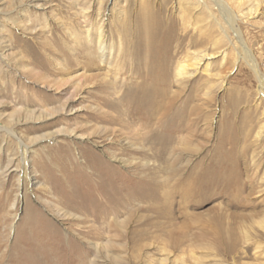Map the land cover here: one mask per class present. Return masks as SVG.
<instances>
[{
    "label": "rangeland",
    "instance_id": "rangeland-1",
    "mask_svg": "<svg viewBox=\"0 0 264 264\" xmlns=\"http://www.w3.org/2000/svg\"><path fill=\"white\" fill-rule=\"evenodd\" d=\"M143 1L0 0L2 249L20 230L41 241L54 230L43 246L63 264H264V96L249 65L252 58L264 77V0H221L228 20L216 0H205L208 8L196 0H149L162 21L176 22L177 34L199 32L205 40L173 58L166 82L180 115L167 127L173 143L158 162L137 154V123L129 131L113 121L140 81L127 67ZM98 39L109 64L98 59ZM153 45L166 55L163 36ZM177 62L187 66L184 78L176 79ZM86 151L115 167L125 190L147 186L155 166L169 214L147 201L105 220L94 215L108 207L84 213L89 202L77 198L89 186L67 162H82ZM230 231L240 256L220 250Z\"/></svg>",
    "mask_w": 264,
    "mask_h": 264
},
{
    "label": "bare ground",
    "instance_id": "bare-ground-1",
    "mask_svg": "<svg viewBox=\"0 0 264 264\" xmlns=\"http://www.w3.org/2000/svg\"><path fill=\"white\" fill-rule=\"evenodd\" d=\"M196 1L199 5L208 8L205 0ZM216 1L219 2L220 10L228 20L229 16L226 14L224 10L225 8L222 7V1ZM142 5L143 6L139 9L138 16L136 17L137 19L135 20L136 23L133 28V52H130L131 57H128L129 67H127L129 68V71L135 73L136 77L139 78L140 81L136 85V89H130V96H128L127 99L125 97L126 100H123V103L121 104L123 107V114L116 115L117 117L114 118L113 121L121 127L120 129L127 128L129 131H131L130 129L134 126V124L137 123L139 127L133 131V136H135V139L137 140V143H135L137 148H140V150L143 148L141 151H137V154L139 153L141 158L147 159L148 157H151L156 159L158 162L165 161L164 159L167 149L170 147V144L173 143L172 136H165L168 130L167 127L175 120L177 115H180L179 111H176V109L173 108L174 99L168 95L166 82V78H168L171 73H173V58H175L176 55L186 51V47H194L195 49L200 47L203 45L205 40L200 37L201 35L199 32L197 34L194 33L193 35H190L188 32L177 34V24L173 21V19L162 21L159 17L161 10L153 9L149 0H144ZM209 13L211 12L209 11ZM228 22L232 24L231 21ZM183 29L184 28H182V30ZM159 34L163 36L166 42V50L164 49V53L166 54L165 56H160L156 52L155 48H153V42ZM85 38L87 39L86 46L89 48L91 46L89 43V38L87 36ZM175 40L177 43L174 45L172 42ZM129 46L130 45H128V47ZM245 52H247V50ZM97 56L100 62L108 64L110 63V57L107 55V48L102 39H98L97 42ZM206 57H212V54H208ZM203 58V55L201 56L198 54L195 57V60H199L200 63V60ZM249 65L258 79L259 93L264 96V77L258 70L257 64L252 58L251 62H249ZM175 67L176 79L184 78L186 76V64L177 62ZM67 103L68 101H66V105H64L63 109L66 108L65 106H67ZM7 130L11 131L10 129ZM77 154L79 155L80 153L77 152ZM112 156L115 160H120L118 157H116V154H113ZM120 161L121 163L124 162V160ZM78 162H75L73 157L69 156V162H67V164L70 163L71 168L78 171L80 173L79 175H82L80 180L81 184L86 183L87 186H89L86 187L87 189H84L85 191L81 189L83 186L78 188V191L81 189L83 192L81 193L80 198H77V200L81 201L84 198L89 202L87 205L82 204L84 207H82L81 210L84 213H95L94 211L99 204L102 207H108L109 210L107 213L105 210V213H96L94 217H96V219L105 220L108 216L115 215L116 213L121 212L123 208H127L131 204L133 205L134 202L147 201V203L150 202L149 209L154 211L159 210V213L164 215L169 214V192L163 191L161 196L158 194V189L161 188L162 185H159L155 180V166H150L153 178L152 180L148 179L146 181L149 182L147 186L125 190L126 188L123 189V181L125 180L123 179L122 175L115 167L105 166L104 161L101 160L98 155L86 151L85 156L82 158V162ZM138 169H141L140 166H138ZM69 182L67 184H69ZM60 200L62 199H58V201ZM156 204H159L160 206L158 207ZM59 212H62L61 208L59 209ZM63 212L65 213V211ZM233 231H230L232 236L229 237L228 242L224 239L225 237H220L222 240H220L221 245H223L220 250L226 253L231 250H236V253L240 256V250L236 249V245L239 243V237L233 234ZM48 235L49 238L47 240L41 241L34 237V232L31 233V231H29L26 233L20 230L15 238L16 241L11 246H5V249L3 250L2 245L0 244V264H63V260L59 263L54 262L53 260L58 259L55 256H60L59 254L51 252L45 246H43V244H47L49 241L55 238L57 233L54 230H50ZM22 241H27L30 246L28 247L26 245L28 248L21 247V244L19 243ZM177 243L178 242L175 241L174 244L173 241V245L176 246ZM252 247V244L247 245L243 253L248 254Z\"/></svg>",
    "mask_w": 264,
    "mask_h": 264
}]
</instances>
